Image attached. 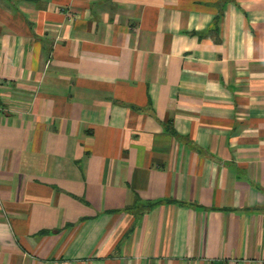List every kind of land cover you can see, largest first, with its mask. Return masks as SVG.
<instances>
[{
	"label": "crops",
	"instance_id": "crops-1",
	"mask_svg": "<svg viewBox=\"0 0 264 264\" xmlns=\"http://www.w3.org/2000/svg\"><path fill=\"white\" fill-rule=\"evenodd\" d=\"M0 264H264V0H0Z\"/></svg>",
	"mask_w": 264,
	"mask_h": 264
}]
</instances>
